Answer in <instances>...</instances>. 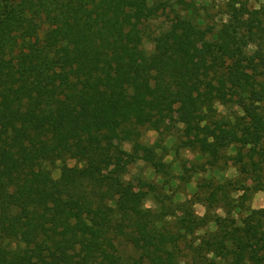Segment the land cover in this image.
I'll return each mask as SVG.
<instances>
[{
	"label": "trees",
	"instance_id": "obj_1",
	"mask_svg": "<svg viewBox=\"0 0 264 264\" xmlns=\"http://www.w3.org/2000/svg\"><path fill=\"white\" fill-rule=\"evenodd\" d=\"M194 1L174 3L192 13ZM250 1L232 0L214 40L191 15L177 16L147 55L145 27L165 1L0 0V264H177L176 249L203 220L179 219L185 234L168 229L124 176L138 160L163 166L140 128L160 127L176 107L210 165L227 148L264 143V5ZM206 90L244 115L218 118ZM115 134L136 140L133 151ZM57 162L55 179L47 165ZM242 222L195 251L264 264V209ZM198 263L217 264L207 255Z\"/></svg>",
	"mask_w": 264,
	"mask_h": 264
},
{
	"label": "rangeland",
	"instance_id": "obj_2",
	"mask_svg": "<svg viewBox=\"0 0 264 264\" xmlns=\"http://www.w3.org/2000/svg\"><path fill=\"white\" fill-rule=\"evenodd\" d=\"M162 1L169 4L166 11L145 27L143 49L147 55L154 51L155 37L168 30L179 15H191L200 28L212 30L208 34L211 40L230 19L232 0H195L192 13H183L182 7L175 5L174 0ZM263 5L264 0H251L249 3L251 9H259ZM201 47V43H196L194 51ZM203 98L214 107L218 118L235 121L237 116L244 115L241 106L224 105L212 90H206ZM178 112V107L174 108L158 128H140V142L156 149L163 166L156 169L150 163L138 160L129 167L124 180L147 192L146 208L160 214L168 229L185 234L179 219L191 220L196 216L203 220V224L185 237L176 249L177 264H199L200 256L206 255L214 258L217 264H226L221 258L195 249L211 234L232 227L234 223L242 226L249 210L264 209V143L253 142L245 148L239 147L242 155L235 146L227 148L217 164L210 165L209 157L197 149L195 134L179 123ZM113 138L124 150L133 151L136 140L125 141L121 134H115ZM66 164L71 167L80 165L74 160ZM63 166V162H57L47 165V168L58 179ZM219 187L223 189L219 190ZM215 190L216 196L212 198ZM120 247L126 256L134 254V249L127 242Z\"/></svg>",
	"mask_w": 264,
	"mask_h": 264
}]
</instances>
